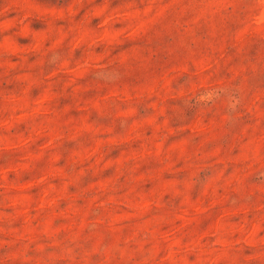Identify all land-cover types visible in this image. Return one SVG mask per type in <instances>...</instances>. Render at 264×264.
<instances>
[{"label": "rangeland", "instance_id": "obj_1", "mask_svg": "<svg viewBox=\"0 0 264 264\" xmlns=\"http://www.w3.org/2000/svg\"><path fill=\"white\" fill-rule=\"evenodd\" d=\"M0 264H264V0H0Z\"/></svg>", "mask_w": 264, "mask_h": 264}]
</instances>
